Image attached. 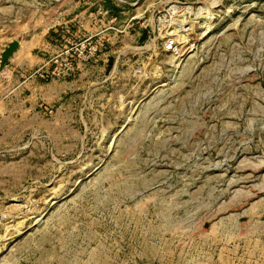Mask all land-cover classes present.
<instances>
[{"label":"rangeland","instance_id":"rangeland-1","mask_svg":"<svg viewBox=\"0 0 264 264\" xmlns=\"http://www.w3.org/2000/svg\"><path fill=\"white\" fill-rule=\"evenodd\" d=\"M176 1L182 60L148 40ZM15 40L0 264H264V0H0Z\"/></svg>","mask_w":264,"mask_h":264},{"label":"built area","instance_id":"built-area-1","mask_svg":"<svg viewBox=\"0 0 264 264\" xmlns=\"http://www.w3.org/2000/svg\"><path fill=\"white\" fill-rule=\"evenodd\" d=\"M166 7L154 16V24L156 23L158 29L151 27L152 32L148 40L155 44L160 37L163 41V53L175 60H182L196 49L198 38L196 24L198 20L204 19L195 15L194 6H183L179 1ZM83 49L87 50L88 57L92 58L98 51V46L84 45Z\"/></svg>","mask_w":264,"mask_h":264},{"label":"water","instance_id":"water-1","mask_svg":"<svg viewBox=\"0 0 264 264\" xmlns=\"http://www.w3.org/2000/svg\"><path fill=\"white\" fill-rule=\"evenodd\" d=\"M20 47V42L15 40L11 43L2 53L1 61H0V69L4 68L9 58L18 51Z\"/></svg>","mask_w":264,"mask_h":264},{"label":"crops","instance_id":"crops-1","mask_svg":"<svg viewBox=\"0 0 264 264\" xmlns=\"http://www.w3.org/2000/svg\"><path fill=\"white\" fill-rule=\"evenodd\" d=\"M98 61H100V60H97L96 62H98ZM79 77H81V74H79ZM77 82V81H76Z\"/></svg>","mask_w":264,"mask_h":264},{"label":"bare ground","instance_id":"bare-ground-1","mask_svg":"<svg viewBox=\"0 0 264 264\" xmlns=\"http://www.w3.org/2000/svg\"><path fill=\"white\" fill-rule=\"evenodd\" d=\"M173 58V57H172ZM174 59V58H173ZM175 60V59H174Z\"/></svg>","mask_w":264,"mask_h":264}]
</instances>
